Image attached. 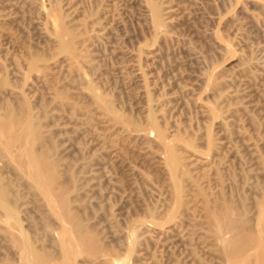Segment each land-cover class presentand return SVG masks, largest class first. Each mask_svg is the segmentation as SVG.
<instances>
[{
  "label": "rangeland",
  "instance_id": "374dc122",
  "mask_svg": "<svg viewBox=\"0 0 264 264\" xmlns=\"http://www.w3.org/2000/svg\"><path fill=\"white\" fill-rule=\"evenodd\" d=\"M0 264H264V0H0Z\"/></svg>",
  "mask_w": 264,
  "mask_h": 264
}]
</instances>
